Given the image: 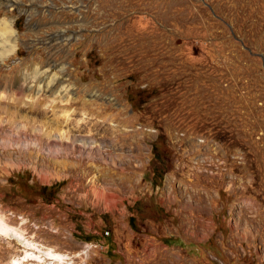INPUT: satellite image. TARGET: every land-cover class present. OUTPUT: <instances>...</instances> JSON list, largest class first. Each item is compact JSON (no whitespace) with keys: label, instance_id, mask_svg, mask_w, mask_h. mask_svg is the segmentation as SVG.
<instances>
[{"label":"rangeland","instance_id":"374dc122","mask_svg":"<svg viewBox=\"0 0 264 264\" xmlns=\"http://www.w3.org/2000/svg\"><path fill=\"white\" fill-rule=\"evenodd\" d=\"M0 1V264H264V0Z\"/></svg>","mask_w":264,"mask_h":264},{"label":"bare ground","instance_id":"6f19581e","mask_svg":"<svg viewBox=\"0 0 264 264\" xmlns=\"http://www.w3.org/2000/svg\"><path fill=\"white\" fill-rule=\"evenodd\" d=\"M0 5H2L1 1H0ZM10 6H11V3L6 4V8L8 10ZM19 12L22 13L21 10ZM13 23L14 21L11 17H4L0 19V63H2L8 56L12 55V53L14 52L18 44L17 38H16L17 33H15L13 29ZM13 82L11 80H8V82L6 83L12 84ZM0 223H3L1 219H0ZM0 231H2L4 234H9L10 232H12L5 226V224L2 227L0 225ZM28 246L29 245H27V247ZM31 256H30V259L31 258L41 259V256H37V257H35L36 255H33V257ZM23 261L25 260L23 259ZM15 264H23V262L16 261Z\"/></svg>","mask_w":264,"mask_h":264},{"label":"trees","instance_id":"16d2710c","mask_svg":"<svg viewBox=\"0 0 264 264\" xmlns=\"http://www.w3.org/2000/svg\"><path fill=\"white\" fill-rule=\"evenodd\" d=\"M88 240H90V239H88Z\"/></svg>","mask_w":264,"mask_h":264}]
</instances>
